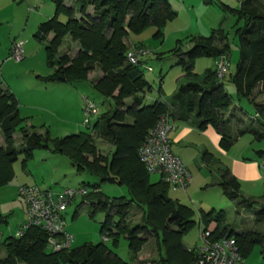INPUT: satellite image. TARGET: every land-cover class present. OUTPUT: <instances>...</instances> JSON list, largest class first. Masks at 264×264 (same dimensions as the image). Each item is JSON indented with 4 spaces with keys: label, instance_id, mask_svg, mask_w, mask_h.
<instances>
[{
    "label": "trees",
    "instance_id": "16d2710c",
    "mask_svg": "<svg viewBox=\"0 0 264 264\" xmlns=\"http://www.w3.org/2000/svg\"><path fill=\"white\" fill-rule=\"evenodd\" d=\"M53 1L54 14L41 22L34 34L38 40L47 41L45 57L51 71L40 76L41 79L51 83L75 84L85 80L88 71L97 67L102 76L93 86L104 97H110L115 108L101 113L86 126V131L50 138L48 132L42 134L26 129L25 118L19 113L18 99L8 88L0 86V135L3 137V145H0V187L13 180V163L19 153H23L22 167L32 158L35 149L65 154L76 171H86L97 176L101 182H116L128 189L130 199L123 201L124 196L111 199L98 189V184L89 185L93 190L83 197L93 196L92 199H96L94 211L106 210L99 229L102 236L106 235L116 245L118 237L125 235L131 261L137 259L147 238L155 237L163 253L153 264H191L196 256L195 249L183 244V235L195 224V211L168 195L169 186L161 178L151 182V174L140 161L138 150L159 115L168 110L182 119H187L194 111L199 118V128L210 124L220 132L223 149L244 133L240 129L237 134L230 135L222 129L232 96L225 90L223 81L217 79L214 67L207 69L200 80L193 71L196 58L206 56L215 59L221 54L229 56L227 33L219 26L207 36H192L189 41L193 44L185 51H181L176 44L177 63L189 80L179 85L168 100L155 99L147 104L144 103V94L151 89V84L143 77L140 61L137 65L126 62L129 49L126 38L131 32L140 33L149 24L155 27L154 37H160L161 29L176 15L169 2L73 0L69 4L66 0ZM220 7L223 12H231L237 17L234 33L238 37L240 58L235 73L229 74V78L239 97L255 102L253 94L258 85V91H264V4L261 0H239L238 8L223 3ZM61 14L66 17L64 21L59 20ZM241 20L243 23L238 26ZM49 34H52L50 38ZM65 35L78 44V51L73 57L58 52ZM127 98L130 99L128 104L125 103ZM256 110L257 114L263 115L264 102L256 103ZM261 127L263 130H249L256 138H264V122ZM15 132L22 134L20 151L14 144ZM92 132L112 142L114 150L110 156L97 153ZM263 154L264 149L257 150L256 159L260 160ZM217 183L236 205L252 207L253 200L242 195L239 181L228 168L222 170ZM262 199L264 201V195ZM129 202L141 207V225L130 227L127 224ZM199 215V222L203 225L210 221L216 223L213 238L232 236L243 258L254 244L264 241V233L254 230L221 229L227 216L224 209H200ZM7 217L0 213V226L7 223ZM255 219H264V203ZM47 237V232L37 226H29L20 237H6L3 240L6 255L0 258V264H131L108 247L104 240L51 251L47 248Z\"/></svg>",
    "mask_w": 264,
    "mask_h": 264
},
{
    "label": "rangeland",
    "instance_id": "374dc122",
    "mask_svg": "<svg viewBox=\"0 0 264 264\" xmlns=\"http://www.w3.org/2000/svg\"><path fill=\"white\" fill-rule=\"evenodd\" d=\"M27 1L28 0H0V10L2 9V14L10 13L15 17L13 29H24L27 19ZM170 1L171 7L176 11V15L161 29L162 34L160 37H154L155 27L149 24L140 33L134 34L131 32L126 38L129 49L140 46L144 51V53L139 56V61L141 62L143 77L151 84V89L144 94V103H152L155 99L168 100V98L177 91L179 85L189 80V78L184 76L181 66L177 63L178 55L176 56L174 52L176 44L185 51L193 44L189 41L190 37L197 36L199 35L198 33H203V36H207L210 33V29L221 26L227 33L228 42L230 44L229 70L227 77L223 80V84L225 90L232 96V104L225 113V119L230 118L232 113L234 114L235 112L238 117L244 120V128L254 125L257 130H263L260 124L264 122V114H256V103L264 102V91H258L260 89L258 85L253 94L256 103L251 102L246 97H239L237 95L235 87L229 78V73L232 75L235 73L240 58L238 37L234 34L237 25V17L231 12H223L220 5L223 3L229 5L231 8H238L239 0ZM261 1L264 4V0ZM66 2L72 4L73 0H66ZM42 3H45L43 7L44 11H48L51 14L50 16H52L55 6L54 1L40 0V2L35 5L38 7ZM33 6L34 4L31 6V10H35ZM65 19L66 17L63 14L59 16V20L64 21ZM31 22L32 20L29 19L30 25ZM242 23L243 20L238 23V26L242 25ZM205 27L212 28L205 31ZM8 31L9 27L6 21L2 20L0 25V57L1 54L6 52L5 47L8 48L10 44L7 38ZM28 31L25 30V33ZM30 36L34 44L31 55L22 54V59L18 61L8 57L6 53L4 58H0V86L8 88L9 90H11L10 87H12L16 93H19V99L18 97L17 99L19 106L22 105L21 113H29L27 115H29V120H32L31 124H33L31 127L25 125L26 129L42 132V134L48 132L50 138H60L72 133H78L79 131H86V126L81 125L83 119L82 108L78 111L76 101L72 96H64V102L62 104L59 102L62 101V99H60V94L63 92L59 94L56 90L50 93H42L32 98L27 96L25 90L33 87V84H47V81L41 79V77L51 71L46 64L45 57V45L47 41H40L33 38L32 34H30ZM15 42L16 41L13 43ZM74 42L75 41L72 40L69 35H65L58 48L59 54L69 51L74 55L76 51ZM212 64V57L205 56L195 59L193 71L197 74V80H200L207 69L212 68ZM96 68L88 71L86 79L97 71ZM74 85L79 90L80 100H82V96L84 95L95 101L99 106V112L96 118L104 111H108L107 103H110L112 108H115V103L110 97H104L94 88L93 80H82ZM160 87L161 90L159 89ZM125 101V103L128 104L130 99L127 98ZM28 104H31L32 107L26 106ZM235 122L237 123V120H235ZM92 133L94 144L98 150L97 153L102 156L103 153L107 154L111 147V143L96 136L95 132ZM13 137L15 140L14 144L20 151L23 143L22 134L20 132H15ZM243 140L244 142L240 148L247 146L249 141L251 143L250 149L245 152L247 153L246 155H250L248 159H251L253 156L256 157L257 150L264 149V138H256L251 132L246 134ZM0 145H3L2 135H0ZM42 150L43 149H35L32 158L26 162L24 167L21 165L23 153H19L18 159L13 163L15 173L13 180L7 185L0 187V203L6 201L5 204H0V210L3 212L0 213L8 216V222L0 226V258L6 255L3 240L10 235H16L17 230L24 225L26 220V207L23 199L18 194L19 184L17 180L21 183L26 181L25 183L35 184L40 189L49 190L52 193H56L64 187H78L80 185H84L88 192H90L93 189L89 185L98 184V189L111 199L112 197L119 196L125 197L122 199L123 201L130 199V194L126 186L116 182H101L97 176L91 175L86 171H76L75 167H71V160L67 155H57L62 156V158L66 160V163L57 162L55 165L53 160L44 162L41 160L40 156H38V152H43ZM89 159H91V157H89ZM54 166H57V168L53 170ZM29 169L32 170V174L29 173ZM261 171V180L258 185L254 184L250 193H242L244 197L253 200L254 203L252 207L241 204L236 205L233 201L228 199L229 205L222 208L225 209L227 216L221 229L226 228L227 230L234 231L254 230L260 234L264 233V219L261 221L255 219L264 203L262 199L264 195V169ZM33 177L35 179H33ZM150 177L151 181H155L158 179V174L152 173ZM189 189H191V187ZM189 194L191 197L192 194ZM168 195L172 198H177V200L179 199L178 201L194 209L195 213L193 218L196 222L183 235V244L187 248L194 247L196 249L201 244L199 237V228L201 225L199 222V212L200 208L208 209L210 207L205 206V203H209L207 202L208 198H203L204 205H201L197 201L190 202L189 198H184L182 193H174L170 189L168 190ZM92 197L93 196L85 198L83 196L75 197L63 213L65 223L64 229L68 231V234L72 235V241L70 243L71 248L78 247L83 243L96 244L103 241V236L99 229L104 220L106 210L97 209L94 211L96 199H92ZM127 208V224L130 227L141 225V207L134 202H129ZM114 216L115 219H118L117 215ZM105 243L121 258L126 261H131L125 235H120L118 237L116 245H113L112 239L110 238H108ZM160 253H163V249H160L156 238L148 237L140 251L141 259L133 260L131 264H153L155 260L158 259ZM244 264H264V241L254 244L251 250L246 254Z\"/></svg>",
    "mask_w": 264,
    "mask_h": 264
},
{
    "label": "crops",
    "instance_id": "0c3cea01",
    "mask_svg": "<svg viewBox=\"0 0 264 264\" xmlns=\"http://www.w3.org/2000/svg\"><path fill=\"white\" fill-rule=\"evenodd\" d=\"M167 1L169 2L170 6H171V1L170 0H167ZM39 2H40V0H28L27 1L26 25H25L24 29H22V30H19V29L16 30L15 28L13 29V25H14L13 23L15 22V17L13 14H10V13H3L2 14V12H1L2 9L0 10V12H1V14H0V25L2 23V20H5L6 24L9 27L7 38L9 39L10 44H9L8 48L5 47V51H6L5 53L8 54V57L12 51L14 44L19 43V42L22 43L24 55L29 56L32 54L34 44L32 43L33 40L31 38L30 34L33 35V38H36L34 36V34L37 31L39 24L51 17L50 16L51 14L48 11L47 12L44 11V9H43V7L45 6V3L40 4L38 7L35 5ZM33 4H34L33 8L35 10H31V6ZM54 9H55V6H54ZM175 13H176V11H175ZM53 14H54V11H53ZM47 16H48V18H47ZM29 19L32 20L31 25L29 24ZM210 28H212V27H205V31L209 30ZM212 29H210V31ZM25 30H27V31L29 30V31L27 33H25ZM198 34L200 36H203L202 35L203 33H198ZM51 36H52V34H49L48 37L50 38ZM14 41H16V42L13 43ZM0 42H1V39H0ZM74 43H75V50H76L74 53V55H75L79 47H78V44L76 41ZM181 51H182V49H181ZM5 53L1 54L0 58H4ZM65 53L69 54L71 57L74 56L69 51H67ZM212 67H214V58H213ZM96 70L97 71H95L92 76H88V78L85 80H87V81L93 80L95 83L102 76L101 70H99V68H96ZM229 74H231V73H229ZM61 85H63V86H61ZM10 88L12 90V91L11 90L10 91L12 93H14L16 98L18 97V99H19V95H18L19 93H16L12 89V87H10ZM54 90H56V92H58L59 94L63 92L62 94H60V99H62V101L59 102L60 104H62L64 102V96H66V95L72 96L76 101L78 111L81 110L83 102H82V100H80L79 90L77 87H75L74 84L51 83V82H47V84L38 83V84H33V87L29 88L28 90H25V92L29 98H32V97H36L37 95H41L42 93H50ZM21 106L22 105L19 106V113H20L21 117H23V118L26 117L25 124L29 127L33 126V124H31L32 120H29V115H27L29 113H27V112L21 113V110H22ZM26 106L32 107L31 104H28ZM107 106H108V110L112 109V106L110 105V103H107ZM234 114L235 115H232L230 118L226 119V123L224 124V126H222V129L227 134H230V135L237 134V132L240 129L244 130V133L241 135H238L236 140L227 149H223L221 147V145H220L221 134L215 127H213L210 124L206 125L204 128L198 127L199 118H197L194 111L192 113H190V115L187 119H182V118L177 117L176 115H173V120L175 122V128L169 133L171 150L175 155H177L184 162V164L186 165V167L189 169V171L192 174V179H191L190 185H188L185 192H174L170 188L169 189L174 193H182L183 197L189 198L190 202L197 201L201 205H204L203 198H208L207 202H209V203H205L206 204L205 206H210V207L208 209H203V208L199 207L200 209H202L204 211H207L210 209H216L217 210L218 208L222 209V208H225L227 205H229V201H228L229 198L222 192L221 187L217 183L219 178H220L221 172L224 168H228L230 170L231 174L239 181L241 193H243V192L244 193L245 192L250 193L253 185L254 184L258 185V183L261 180L260 175H261L262 171L258 165L259 159H256V157H254V156L251 157V159H248V157H250V155H246L247 153H245L247 150L250 149L249 147H251L250 141L247 144V146L240 148L242 146V143L244 142L243 139H245L246 134H248L250 132L253 133L251 130H249V128L256 129V127L254 125H250L249 127L244 128V125H245L244 120L242 118L238 117L235 112H234ZM95 119L96 118H94V120ZM92 120H91V122L94 121V120L93 121ZM235 120H237V123L235 122ZM253 120H255V119H253ZM42 122H45V121H42ZM91 122H90V124H91ZM38 133H40V132H38ZM100 138L104 141H108L109 143H111V147L109 149V152L107 154L103 153L104 156H110L112 151L114 150V146H113L112 142L109 139H107L106 137H104V138L100 137ZM42 151L43 152H38V156H40L41 160H43L44 162L53 160L55 165L57 164V162L66 163V160H64V158H62V156H57V155H65V154L54 153V152L47 150V149H43ZM71 167H74L72 165V163H71ZM56 168H57V166H54L53 170ZM29 173L32 174L31 169H29ZM160 178L161 177L158 174V179L155 181H151V182H157V181H159ZM33 179H35V178L33 177ZM150 179H151V177H150ZM25 182L26 181L21 183L19 180H17V183L19 185L20 184L35 185V184H29V183H25ZM190 187H191V189H189ZM2 189H5V188H2ZM204 189H206V190H204ZM189 193L192 194L191 197H190ZM175 199H177V198H175ZM5 203H6V201L4 203H0V204H5ZM24 211H25V207H24ZM0 212H2V211L0 210ZM63 218H64V216H63ZM64 225H65V223H64ZM66 232L68 233V231H66ZM69 235H71V234H69ZM71 237H72V235H71ZM137 259H141L140 252H139Z\"/></svg>",
    "mask_w": 264,
    "mask_h": 264
},
{
    "label": "built area",
    "instance_id": "2783aa9c",
    "mask_svg": "<svg viewBox=\"0 0 264 264\" xmlns=\"http://www.w3.org/2000/svg\"><path fill=\"white\" fill-rule=\"evenodd\" d=\"M143 53L142 48L128 49L126 62L137 65L139 56ZM22 54V43L19 42L14 44L9 57L18 61L22 59ZM229 64L228 55L221 54L214 59V69L219 81L226 78ZM82 100L81 125L88 126L91 120L97 117L99 106L87 96L83 95ZM174 128L173 114L169 110L160 114L154 126L148 130L139 147L138 155L150 174H159L174 192H185L192 174L184 162L171 150L169 133ZM259 166L264 168V154L259 160ZM87 193L88 190L82 185L65 187L56 193L40 189L36 185H19L18 194L26 207V220L15 236H22L29 226H37L47 232L49 250L58 251L69 248L72 237L64 230L63 213L75 197L84 196ZM215 226L214 221H210L207 225H200L201 244L194 248L196 256L191 264H244V258L232 236H221L216 239L212 237ZM102 238L106 241L108 237L104 235Z\"/></svg>",
    "mask_w": 264,
    "mask_h": 264
}]
</instances>
